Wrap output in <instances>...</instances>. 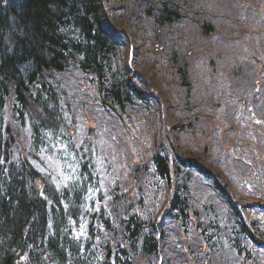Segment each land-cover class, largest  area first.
<instances>
[{
	"label": "trees",
	"instance_id": "obj_1",
	"mask_svg": "<svg viewBox=\"0 0 264 264\" xmlns=\"http://www.w3.org/2000/svg\"><path fill=\"white\" fill-rule=\"evenodd\" d=\"M217 1L0 0V264H264V223L253 214L264 204V38L253 33L237 39L240 12ZM251 1L236 0L233 6L250 9ZM122 11L132 22L126 35L118 33ZM240 41L243 53L251 50L254 56L229 54L230 45ZM130 49L133 64L144 71L149 67L146 76L164 65L176 71L175 81L163 83H175L170 97L160 93L165 87H159L160 80L149 85L160 103L132 83ZM146 52L157 56L154 67ZM73 74L90 84L94 99L120 126L138 102L146 105L140 116L150 133L132 137L138 160L126 133L108 137L120 155L115 168L104 167L117 183L111 187L102 178L103 192L90 185L101 175L90 154L99 143L96 134L73 151L66 145L65 153H74L78 166L60 190L31 162L48 155L46 141L58 144L59 136L78 133L69 121L85 97L67 90L74 84L67 76ZM256 85L260 93L254 92ZM236 96L246 117L247 105L254 103L263 125L236 118L238 106L231 104ZM171 102L172 114L160 116ZM213 115L220 123L209 129L210 139H217L214 131L222 126L235 132L224 136L225 145L191 143L184 149V137L205 135L197 132L201 120ZM174 119L178 123L172 124ZM75 139L80 141L79 134ZM213 150L235 157L226 166L219 161L228 183L201 165L205 159L217 163ZM236 172L243 180L253 176L250 190H228ZM80 222L87 230L77 236Z\"/></svg>",
	"mask_w": 264,
	"mask_h": 264
},
{
	"label": "rangeland",
	"instance_id": "obj_2",
	"mask_svg": "<svg viewBox=\"0 0 264 264\" xmlns=\"http://www.w3.org/2000/svg\"><path fill=\"white\" fill-rule=\"evenodd\" d=\"M221 3V2H223L222 0H220V1H217V3ZM225 3H224V6H226V7H228V9H231L232 11H234V12H240L238 15H240V16H243L242 18H241V20H242V22H241V24L239 25L240 26V28H241V30L239 31L240 33L241 32H245V34L244 33H239L238 35H237V39H241V40H244V39H246L249 35H251V34H253V33H257V34H260V33H262L263 31H264V29H261V30H256V29H252V23H254V25L256 24V20L258 21L259 19L260 20H262L263 22L261 23V24H264V0H259L258 2L256 1V0H254V1H251L250 3L252 4V6H254V7H252L251 6V8L249 9L247 6H246V8H239V9H241V11L240 10H235V9H237L236 7L237 6H233L235 3H236V0H225L224 1ZM259 4H262V7H261V5H259ZM258 5V6H257ZM255 6L256 7H261V9L260 10H257V9H255ZM250 7V6H249ZM225 8V7H224ZM122 13H124V11H122L121 13H120V15H121V17L120 18H118L117 19V21H119V22H121L119 25H118V27L119 28H123V32L125 33V29H126V26L130 23H132L131 21H129V22H127V20L125 21V19H128L127 18V16H126V14H122ZM230 16H232V15H230ZM195 18V17H194ZM196 18H197V16H196ZM195 18V19H196ZM234 18V17H233ZM240 18V17H239ZM247 20V21H246ZM250 20H254V21H252V22H250ZM222 26H224V23H220L219 24V28H222ZM189 29V28H188ZM126 34V33H125ZM262 38H264V32H263V34H262ZM263 41H264V39H262ZM263 41H261V42H263ZM241 42H243V41H240V42H237V43H232L230 46H232V47H229L230 48V50L232 51L231 53H229V54H231V56L233 55V56H236V57H239V58H242V57H245V58H248L249 56H254L253 55V52L251 51V50H249V55L248 54H246V53H243L244 51H243V49L241 50V45H242V43ZM260 42V43H261ZM237 44H239V46H240V48H239V46L237 45ZM261 45V44H260ZM250 46H253V45H249V48H252V47H250ZM226 53L228 52L227 51V49H226V51H225ZM228 54V53H227ZM228 54V55H229ZM147 55V60H149V61H151L152 59H153V55L151 54V53H147L146 54ZM257 59H259V60H261V56L258 54V57H257ZM224 60H226V59H224ZM245 60V59H244ZM138 61H140V62H142L143 60L142 59H139ZM201 63V62H200ZM200 63H198V65H200ZM136 65V64H135ZM152 67H154V59H153V64H150ZM261 65V63L260 64H257L256 66L259 68V66ZM137 66V65H136ZM197 69H198V66H197ZM149 70V69H148ZM246 71V70H245ZM244 71V75H245V72ZM156 74H157V78H162L163 77V75H164V73H161V74H158L157 72H156ZM150 75V74H149ZM243 75V76H244ZM63 77H65V75L63 76ZM68 77V76H67ZM200 77H202V75L200 76ZM65 79V78H64ZM156 81V80H155ZM173 85H175V83L173 82ZM172 85V83H169L167 86H165L166 88H167V91L168 92H164L163 90H161L160 91V93H162V95L164 96V95H166V94H168L169 95V97L172 95V93L170 92V86L172 87L173 86ZM157 90H158V88H156ZM161 89V88H160ZM174 91L175 92H177L178 91V89L175 87L174 88ZM159 95H155V97H157L156 99H154V102H156L157 100L159 101V103H160V99H159V97H158ZM216 98V97H215ZM148 103H149V105L148 106H150L151 107V105L153 104V100L149 97V99H148ZM218 103V102H217ZM167 107H165L164 108V113H162V111H161V115L160 116H164L163 114H166L167 115V118L169 117L168 116V114L170 115V113L172 114V112H171V110L175 107V105L173 104V102H171L170 104H167L166 105ZM138 108H140V111L142 112V111H145V108H146V105H142V106H139ZM221 108H219L218 110H220ZM137 112L138 111H131V114H137ZM135 120H137L138 121V119L137 118H134ZM172 121V124H176V123H178L177 122V120H171ZM171 121H170V123H171ZM175 121H176V123H175ZM139 122V121H138ZM201 122H202V124H201V126H200V128L198 129V134L200 133V131H203L202 133H205V135H201L200 134V136H199V138L198 137H196L195 139L193 138V139H189V140H187V137L185 136L184 137V141H185V143L186 144H184L183 145V147H184V149H187L190 145H191V143H193L196 147H199L198 146V144L200 145V146H204V144H206V145H208V147H209V144H210V146L211 145H214V146H224L225 144H224V136L227 134V133H229V136H231V134H233V133H235V132H233L229 127L228 128H226V127H224V126H222L223 127V129H220V130H222V131H220V130H218V131H220L218 134L214 131V133H215V135L217 136V139H214V137H211V139H210V133H209V129H213V126H214V124H218V123H220V120L216 117V115H213V117H209L208 119H207V117H206V119H205V121H202L201 120ZM140 123H142V122H140ZM138 124L139 123H134V125H133V123L132 124H130L129 126H130V129H132V131L134 132V135H133V138H134V136H136V134H137V132H140L141 134H143V133H150V131H149V128H150V125L149 126H145L143 123L142 124H140V126H139V131H138ZM149 127V128H148ZM112 128V127H111ZM114 129V128H113ZM117 129H120V126L118 127V128H116V126H115V130H117ZM239 130H240V128H238ZM212 135V134H211ZM49 136V135H48ZM219 137L221 138V140L219 139ZM100 140H103L107 145H109V141H108V139L104 136V137H102ZM141 140V139H140ZM220 140V141H219ZM224 141V142H221V141ZM125 142V141H124ZM130 142H131V140H130ZM209 142V143H208ZM46 144H47V150H54L55 151V149L57 148V151L55 152V153H50V155H45V157H42V159H43V162H44V164H45V166L44 167H39L41 170L42 169H45V170H47L48 172H50L51 173V175L53 176V175H55V176H58L59 177V179H61V182L62 183H64V184H67L68 182V179L69 178H72V176H73V174H72V172H75V171H73V168H72V166H73V162L75 161L76 162V158H75V155H74V153H72V156H69V155H66V154H60L61 153V150H65L66 149V146L65 145H62L61 146V148H59L58 146H56V148H55V144H53V143H51L50 144V140H48V141H46L45 142ZM180 143V142H179ZM181 144H182V142H181ZM187 145V146H186ZM99 150L100 151H106V149H105V147H103L101 144H100V141H99ZM110 147H111V149H112V146H110L109 145V149H110ZM205 149V151L207 150V148L205 147L204 148ZM134 150V149H133ZM201 151V150H200ZM218 151L220 152V149H218ZM52 152V151H51ZM214 152H216V151H214L213 150V155H214V160H216V164H214V162H213V165H210V164H208V161H207V159H205L204 160V162L201 164L202 166H205L208 170H211V171H213L216 175H218L221 179L224 177V179H225V181L228 183L229 182V180H227V178H226V176L224 175V171L219 167V165L221 164V165H223V166H226V164L228 163V164H231V161H229V159H232V160H235V157H233V155L231 154V153H229V152H226V157H225V154L224 153H222V155L221 154H219V153H217V155H216V153H214ZM207 156H210V152H207ZM203 155H204V157H207L206 156V153H203ZM216 155V156H215ZM188 156V155H187ZM195 157H194V159H199L200 161H202L203 159L201 158V156H196V155H194ZM206 161V162H205ZM219 161H220V164H219ZM207 163V164H206ZM226 174V173H225ZM115 175V174H114ZM113 177V176H112ZM112 177L110 178V180H109V182H108V185L110 186L111 185V182H112ZM53 179L55 180V182L57 181V180H59V179H55L54 178V176H53ZM223 179V180H224ZM242 181H244L242 178H239L238 179V177L236 176V177H234L233 176V182H234V184L232 183V185H231V187H227L228 188V190L230 191V192H235V189H236V187H241L242 186V184H236L237 182L238 183H241ZM105 184V183H104ZM215 195H216V193H215ZM169 223H171V221H169V222H165V224H166V226H167V224H169ZM197 243L200 245V241L198 240L197 241ZM171 244L174 246L175 244H176V242H175V238H171ZM175 248H176V250L178 249V250H180V248L181 247H179L177 244L175 245ZM215 260H217V259H215ZM218 264H221V262H217Z\"/></svg>",
	"mask_w": 264,
	"mask_h": 264
},
{
	"label": "bare ground",
	"instance_id": "obj_3",
	"mask_svg": "<svg viewBox=\"0 0 264 264\" xmlns=\"http://www.w3.org/2000/svg\"><path fill=\"white\" fill-rule=\"evenodd\" d=\"M162 67L163 68H161L160 70L161 71H164L163 77L161 79L156 77L158 80H160L162 82V83H158L159 87H161V85H164L163 83L166 80H168V79H172L173 80V78H177L176 71H174L173 69L169 68L168 65H164ZM173 81H175V80H173ZM163 90H164V92H168L166 87H164ZM148 120H151V119L148 118ZM154 124H155V122L152 123V125H154ZM90 182H91L90 185H92V186L95 185L97 187L98 186V183L101 182V181L98 180V179L92 178V180ZM80 199H81V201L84 200L82 197Z\"/></svg>",
	"mask_w": 264,
	"mask_h": 264
}]
</instances>
